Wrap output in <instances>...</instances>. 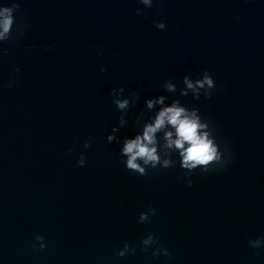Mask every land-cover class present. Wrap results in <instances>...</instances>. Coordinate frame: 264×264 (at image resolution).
Wrapping results in <instances>:
<instances>
[{
	"label": "water",
	"instance_id": "obj_1",
	"mask_svg": "<svg viewBox=\"0 0 264 264\" xmlns=\"http://www.w3.org/2000/svg\"><path fill=\"white\" fill-rule=\"evenodd\" d=\"M17 2L13 33L26 32L0 45V264H264V242L249 243L264 237V0ZM205 71L216 87L197 99L183 80ZM119 87L136 94L123 113ZM177 100L198 109L232 162L187 176L179 150L163 149L166 131L177 138L167 125L158 151L175 166L127 170L123 141ZM153 232L170 257L141 251ZM36 235L47 249H33ZM125 241L136 252L119 257Z\"/></svg>",
	"mask_w": 264,
	"mask_h": 264
},
{
	"label": "clouds",
	"instance_id": "obj_2",
	"mask_svg": "<svg viewBox=\"0 0 264 264\" xmlns=\"http://www.w3.org/2000/svg\"><path fill=\"white\" fill-rule=\"evenodd\" d=\"M138 2L145 6V8H152L154 0H138ZM20 9V4L17 0H11L10 6H0V45L4 43H16L23 38L26 32V26H17L15 34L13 33L14 25H16L15 13ZM137 15H144L143 9H137ZM163 14V10H161ZM157 29L164 30L167 25L165 22H158ZM7 52L6 49H0ZM20 69L17 68L16 72ZM102 72H106L107 68H101ZM183 82L189 89L196 90V98L199 99V90L204 89V94L207 97L212 96V90L216 87V82L213 76L205 71L202 78H198L195 82L189 79L188 76L184 77ZM12 84H9L11 87ZM169 91H175V86L169 83L167 85ZM124 87L114 88L111 91V96L114 97L113 103L116 105L119 111L122 113L129 108L130 101L136 99V94H130L129 98H122L124 95ZM182 95L187 96V91H184ZM164 103V97H160L158 101L148 100L147 107L151 109L154 104ZM198 109L193 110L191 113L179 106V101H174L171 107H165L155 116L153 123H147L144 126L143 134L136 135L134 139H125L123 141V147L121 148L120 155L126 157L123 163L127 170L140 176H147L148 169H169L175 166V162L169 156V158H161V153L158 149L161 145L158 143L156 133L165 129L167 125H170L175 130L176 139H173V132L166 131L164 133V140L166 143L163 145V149H171L173 146L179 150L180 165L181 168L186 170V175L191 176L192 172L197 168L202 169L203 172L223 170L232 162L231 153L225 148L221 150L220 145L216 141V137L212 135V129H210L209 123L206 121L201 123L200 116L197 115ZM126 121L124 116L120 117L119 124L123 125ZM119 127H114L112 132H118ZM108 142L117 141L114 135L107 137ZM187 145V147H185ZM91 146V141L85 143L84 147ZM71 151V150H70ZM87 161L82 154L78 166L84 167ZM193 181L188 180V185L191 186ZM155 214V209L149 208L146 212H141L139 215L140 223H147L150 221L152 215ZM34 243L32 247L34 250L43 251L47 249L46 239L43 235H36L34 237ZM264 242V237L251 240L250 246L253 248H260ZM141 251L148 252L149 247L152 248L153 257L159 258L161 255L170 257L171 252L164 247L160 238L153 232L149 233L142 240ZM135 254L136 249L132 247L127 241L124 242L123 248L117 250L115 254L119 257H124L127 253Z\"/></svg>",
	"mask_w": 264,
	"mask_h": 264
}]
</instances>
